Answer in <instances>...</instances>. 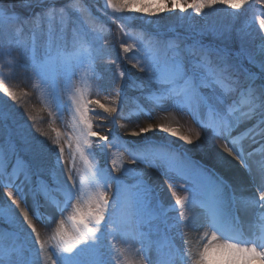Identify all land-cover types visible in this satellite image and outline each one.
<instances>
[{"label":"rangeland","instance_id":"rangeland-1","mask_svg":"<svg viewBox=\"0 0 264 264\" xmlns=\"http://www.w3.org/2000/svg\"><path fill=\"white\" fill-rule=\"evenodd\" d=\"M190 1L147 0L141 19L152 30L128 32L135 95L126 105L121 95L98 99L91 52L68 58L51 44L55 11L38 16L27 59L58 135L57 185L38 195L0 155V264H264V120L206 54L165 37L161 22ZM252 5L230 0L236 18L253 13L247 31L264 34L263 7ZM91 114L111 127L94 129ZM95 135L105 140L103 168Z\"/></svg>","mask_w":264,"mask_h":264},{"label":"trees","instance_id":"trees-1","mask_svg":"<svg viewBox=\"0 0 264 264\" xmlns=\"http://www.w3.org/2000/svg\"><path fill=\"white\" fill-rule=\"evenodd\" d=\"M258 4L264 12V0H253L252 8ZM134 7L138 10L132 15ZM0 9L5 12V18L0 19V155L10 174H25L36 183L38 195H43L48 187L57 185L60 157L56 147L58 135L51 126L48 94L35 85L27 59L39 30L38 16L49 9L55 11L51 44L60 47L68 58L91 52L98 99L121 95L126 105L135 95L125 77L128 32L152 30L141 19L149 6L147 0H32L21 5L4 3ZM252 15L247 11L245 17L236 18L230 0H192L187 2V8L177 3L175 13L161 22V28L167 39L188 42L206 54L212 72L251 99L255 112L264 120V52L256 49L257 44L264 43V34L261 27L247 31V20ZM36 45L40 54L43 44H39L38 38ZM104 115H109L112 122L113 114ZM92 119L93 128L100 132L111 127L101 118ZM242 137L234 140L241 142ZM93 138V155L101 168L106 167L107 152L100 145L105 140L97 135ZM182 160L196 169L188 156Z\"/></svg>","mask_w":264,"mask_h":264}]
</instances>
